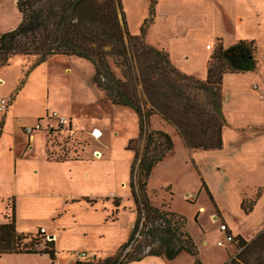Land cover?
<instances>
[{"label": "rangeland", "instance_id": "1", "mask_svg": "<svg viewBox=\"0 0 264 264\" xmlns=\"http://www.w3.org/2000/svg\"><path fill=\"white\" fill-rule=\"evenodd\" d=\"M12 2L16 6L17 0ZM120 5L128 33L138 34L149 16L150 1L120 0ZM145 40L165 50L182 73H205L218 40L224 47L253 40L258 48L257 41L264 42V0H157ZM108 62L122 78L121 69L110 58ZM93 73L90 62L74 55H52L38 62L35 55L16 53L0 65V99L7 100V110H0V220L9 215L6 207L14 194L32 189L59 192L67 198L94 197L100 203L101 217H109L96 225L99 237L104 235L100 238L98 234L82 239L68 235L65 247H55L54 264L112 255L126 241L137 216L128 185L134 150L126 149L130 139H134L130 147L138 151L144 144L137 113L134 107L112 104L94 85ZM136 95L143 108L149 106L141 85ZM36 123L40 128L27 133L25 127ZM224 126L228 129L220 149H190L158 114L149 118V128L168 133L174 146L151 170L147 193L156 206L169 207L186 218L202 264H227L241 249L239 237L250 241L264 228V139H252L255 132H264V125L238 126L226 119ZM95 129L99 136L93 135ZM31 135L39 137L33 148H29ZM41 148H46L49 160L38 153ZM68 158L74 161H53ZM114 198L119 200L115 213ZM42 206L37 202L29 208ZM23 219L25 224L45 223L40 211ZM84 220L94 224L98 216L88 214ZM221 223L232 241L226 240ZM43 236L48 240L45 232ZM39 239L36 248L44 247ZM218 240L224 243L218 245ZM193 261V256L181 253L173 260L146 255L125 264ZM49 263V257L42 254L0 255V264Z\"/></svg>", "mask_w": 264, "mask_h": 264}, {"label": "trees", "instance_id": "2", "mask_svg": "<svg viewBox=\"0 0 264 264\" xmlns=\"http://www.w3.org/2000/svg\"><path fill=\"white\" fill-rule=\"evenodd\" d=\"M149 1V16L136 35L128 33L120 0H17L20 21L0 34V65L16 53L35 55L38 62L52 55H74L92 64L93 83L112 104L134 107L137 113L139 136L144 144L140 151L130 147L134 139L126 146L134 150L128 184L137 213L133 228L112 255L96 260L77 259L72 264H125L146 255L173 260L181 253L193 256V264H202L186 218L169 207L156 206L147 193L151 170L174 146L168 133L149 128V118L158 114L190 149H220L226 124L222 76L226 72L254 70L257 47L253 40H239L228 47L218 40L204 79L182 73L165 50L145 40L157 4V0ZM108 58L121 69L122 78L115 75ZM138 85L145 92L148 107L139 103ZM8 203L6 209L10 213L0 223V255L46 254L49 264H54L53 240L44 239L39 231L35 235L17 232L14 199ZM113 205L115 213L117 198ZM241 207L245 212L249 210ZM39 238L43 240L42 248L35 247ZM238 239L241 249L227 264H264V228L250 241Z\"/></svg>", "mask_w": 264, "mask_h": 264}, {"label": "crops", "instance_id": "3", "mask_svg": "<svg viewBox=\"0 0 264 264\" xmlns=\"http://www.w3.org/2000/svg\"><path fill=\"white\" fill-rule=\"evenodd\" d=\"M6 1L0 0V34L14 28L19 23L21 18V15L17 7L13 5V2L10 3V0ZM257 43L258 48L256 58L258 62L257 67L254 70L244 72H226L222 76V110L227 122L232 125H264V42L259 43V41H257ZM205 70L207 71V68H205ZM206 71L205 73L202 72L199 74L197 71L190 73L187 70H183L185 74L192 75L199 79L205 78ZM260 94L263 95V98L260 97ZM225 128L228 129L224 126L222 129V135H225ZM252 137V139L257 141L263 140L264 132H255ZM30 138L32 146L29 148H33V144H37L39 137L34 136L32 138L31 135ZM40 151L41 152L38 153H42V156L49 160L46 157V148H41ZM25 153V151L23 153L18 152L21 156H24ZM96 153L98 156L99 152ZM32 155L37 156V153L33 152ZM53 161L71 162L74 161V159L68 158ZM84 178H89L88 172L84 174ZM15 196L16 195L14 194V197L12 198L15 203L14 218L16 231L19 233H34L38 232L40 228H44L45 234L48 235V237L52 236L51 239L54 242V247H65L64 244L68 235L79 239H82L86 234H98L99 237V233L101 232L100 229H97L96 225L100 223L101 218H104L105 223L109 218H105V216L101 217L99 213V201L90 196L79 195L67 198V196L65 197L64 194L59 192L36 189L29 190L20 195L17 194V196ZM26 202L28 204L42 202L43 206L38 210L31 209L29 208L30 204L28 207H24L23 204ZM102 210H104V207ZM113 210H111V214ZM37 211H40L44 215L45 223H41L40 221H31L30 223L25 224V219H23V217L37 214ZM88 214H91L92 216L97 215V223L91 224L90 222H85L86 220H84V218ZM4 221L5 219H2L0 220V223ZM101 236L104 235L101 234L100 237ZM18 254L27 255L31 253H9L2 255L15 256Z\"/></svg>", "mask_w": 264, "mask_h": 264}, {"label": "built area", "instance_id": "4", "mask_svg": "<svg viewBox=\"0 0 264 264\" xmlns=\"http://www.w3.org/2000/svg\"><path fill=\"white\" fill-rule=\"evenodd\" d=\"M260 97L263 98V95L260 94ZM6 108H7V100L4 99V98H1L0 99V110L1 111H4ZM39 128H40V124L39 123H36L33 126L25 127V130H26L27 133H31L32 130L39 129ZM219 227H220L221 230H224L226 232V240L232 241L233 240V237L231 236V234H229L227 232V226L225 224H222L221 223L219 225ZM39 230H40L39 232H41V233H44L45 232L44 228H40ZM48 239L50 240L51 238H48ZM223 243H224V241H220V240H218V242H217L218 245H222Z\"/></svg>", "mask_w": 264, "mask_h": 264}, {"label": "water", "instance_id": "5", "mask_svg": "<svg viewBox=\"0 0 264 264\" xmlns=\"http://www.w3.org/2000/svg\"><path fill=\"white\" fill-rule=\"evenodd\" d=\"M93 133H94V135H97V134H98V130L95 129V130L93 131ZM49 238H52V236H50Z\"/></svg>", "mask_w": 264, "mask_h": 264}, {"label": "bare ground", "instance_id": "6", "mask_svg": "<svg viewBox=\"0 0 264 264\" xmlns=\"http://www.w3.org/2000/svg\"><path fill=\"white\" fill-rule=\"evenodd\" d=\"M98 130V129H97ZM93 134V133H92ZM94 135V134H93ZM100 135V131L98 130V134L97 135H95V136H99ZM99 155V154H98Z\"/></svg>", "mask_w": 264, "mask_h": 264}]
</instances>
